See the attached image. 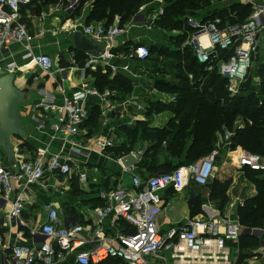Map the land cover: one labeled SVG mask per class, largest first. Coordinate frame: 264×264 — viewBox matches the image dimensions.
Here are the masks:
<instances>
[{"label":"built area","instance_id":"obj_1","mask_svg":"<svg viewBox=\"0 0 264 264\" xmlns=\"http://www.w3.org/2000/svg\"><path fill=\"white\" fill-rule=\"evenodd\" d=\"M34 1L0 0V55L3 56L11 46L19 45L25 49L23 58L29 59V64L45 76L52 77L56 73L55 62L48 55L33 53L31 43L35 37L30 34L22 16V10ZM226 1L229 7L234 6L233 0ZM240 1L251 9L246 20L235 21L234 14L206 20L189 17L185 41V47L191 49L206 73L217 72L228 82L232 96L242 91L257 58L264 62V1ZM80 7L81 0L60 1L57 10L72 17ZM163 14L164 10L160 9L147 17L142 10L130 24L151 30ZM123 31L119 20L110 27L95 23L83 28L85 35L107 43L105 54L99 58L89 57L84 66H80L75 52H70L72 67L83 73L77 92L61 104L54 103L50 99L52 97H46L34 105L35 110H42L48 118L51 113L60 115L56 134L64 145L69 146L68 154L62 157L48 147H40L25 157L16 148L14 167L0 158V263L65 264L72 258L67 264H103L111 259L121 264H166L163 253L169 252L171 264H233L229 243L240 244L243 237L258 236L263 231V228L248 227L231 218L191 220L170 233L162 234L160 231L159 219L169 199L166 191L184 194L193 186L208 187L219 163L264 173V158L240 146L234 148L235 133L227 129L219 135L215 149L193 164L181 166L173 172L159 171L147 178L135 174L129 184L101 193L104 206L93 210L95 220L92 223L78 217L62 219L59 209L50 206L47 207L45 224L33 226L24 218L27 207L32 205L33 187L47 176H76L80 183H87V173L75 170L85 154L77 139L90 118L85 102L89 97L107 101L111 96L109 92L99 91L87 70L109 64L113 58L111 43ZM42 34L40 32L39 36ZM150 57V48L146 46L125 54V58L130 60L146 61ZM21 68L16 63H9L5 71L17 74ZM65 71L61 68L58 74L64 76ZM188 79L191 83L195 81L193 74H189ZM58 86L65 91L64 78L58 81ZM137 120L135 117L134 122ZM96 144L102 152L113 145L103 139L97 140ZM109 218L111 228L116 231L114 237L108 236L103 226ZM121 224L125 228H119ZM13 236L20 241L13 240Z\"/></svg>","mask_w":264,"mask_h":264},{"label":"crops","instance_id":"obj_2","mask_svg":"<svg viewBox=\"0 0 264 264\" xmlns=\"http://www.w3.org/2000/svg\"><path fill=\"white\" fill-rule=\"evenodd\" d=\"M233 1V7H229L226 0H221L222 3L219 0H213L212 2L220 8L227 9L231 15L234 14V17L238 18L237 12L232 11V9L237 5H245L240 0ZM58 4L59 2L35 0L22 10V16L29 27V32L35 37L31 43L33 53L35 55H48L55 62L56 73L52 77L45 76L37 67L29 64V59L23 58L26 53L25 49L19 45L11 46L10 50L3 56L0 55L1 69H5L9 63H16L22 67L16 74V84L21 90H27L26 102L20 107V114L28 140L22 142L18 138H12V144L19 148L25 157L31 155L40 147H48L51 152L60 154L62 157H65L69 152V146L64 145L56 134L57 127L60 124V115L51 113L48 118L42 110H35L34 105L46 97H52L50 99L54 103L61 104L64 99L71 98L77 92L81 86L83 73L72 67L69 60V53L75 52L71 47L70 32L75 30L83 32V28L95 23L88 24V16L92 10L91 3L84 5L72 17L61 10H57ZM163 7L162 2L156 0V8L154 10L145 9L143 13L149 17L155 11L163 9ZM123 30L122 35L111 43L110 49L113 58L109 64L100 65L97 69H88L87 73L93 79L95 85L96 77L94 73L97 71L103 74L108 73L111 80L117 76H122L130 81L132 89L127 94L110 88L101 90L96 85L100 92H109L111 96L108 97L107 101L101 98L89 97L85 102L86 107L90 110V118L95 111H98V125L93 126V121L89 118L90 120L83 125L81 134L77 136L80 149L85 154L79 159L75 170L77 173H87V183H80L76 176L51 175L33 187V191L31 190L33 192L32 205L28 206L24 213V218L29 223L32 222L33 226L46 223L49 211L47 207L49 206L59 209L62 219L78 217L81 221L92 223L95 220L93 210L101 207L99 205L100 201L105 202L100 197L101 193H107L122 184H129L131 177L135 174L147 178L154 173L151 169L156 167L157 162L155 160L144 158L143 154H139L142 167L127 171L120 163L121 158H118L112 152V149L126 143L125 127H135L137 123L148 120L146 108L149 96L160 91L155 86L154 80L156 78L166 80L169 77L176 80L175 73L167 75L158 72V62L163 60L177 62V59L168 54L160 56L157 55L158 53H151V57L146 61L140 59L130 60L125 58L124 51L127 48H131V51L136 45L146 46L150 50L156 49V51L163 48L171 49L177 43L176 38L183 35L184 32L166 30L160 28L157 24L149 30L144 26L133 23ZM40 32L43 33L42 36H39ZM184 48L185 46H182V49ZM84 56L87 59L90 57L85 54ZM126 67L128 69H125ZM61 68L66 69L64 76L58 74V70ZM62 78L65 80V91H62L58 86V81ZM259 82L258 79L256 82L258 86ZM163 115L154 116L152 118L154 119L152 120L153 123L162 118ZM135 117H138L136 122H134ZM164 118L165 123L163 125L154 126L156 128L164 127L172 116ZM238 124L239 127L243 126L240 121ZM99 139L111 141L113 145L102 152L96 144ZM143 148L136 146L133 152H144L145 148ZM0 158L9 165L6 152L1 145ZM249 174V171L246 172L245 169L233 168L230 165L223 166L219 163L214 178L208 187L193 186L184 194H174L171 190L166 191L165 194L169 199L159 219L161 233L167 234L173 230L181 229L191 220L226 218L239 220V207L244 206L249 199L257 196V187L249 178ZM214 182H228L229 184L226 194L228 201L223 208H221L220 202L211 198ZM240 185L241 187H238ZM193 192L198 194V197ZM197 198L199 199L198 205L194 206L193 204ZM185 200L187 204H185ZM185 205L187 209H185ZM110 222L111 218L107 219L103 226L107 235L114 237L116 231L111 228ZM119 228H125V225L121 224ZM256 228L261 230L263 228V231L258 233V236L261 237L253 236V245L247 244L248 240L241 241L240 244L229 243L231 249L230 259L233 264H264V226ZM12 239L20 241L16 236H13ZM163 257L166 259V264H171L169 252H164ZM70 259L72 258H69L67 263L70 262ZM211 264L221 263L214 262Z\"/></svg>","mask_w":264,"mask_h":264},{"label":"trees","instance_id":"obj_3","mask_svg":"<svg viewBox=\"0 0 264 264\" xmlns=\"http://www.w3.org/2000/svg\"><path fill=\"white\" fill-rule=\"evenodd\" d=\"M48 1L57 3L61 0ZM159 1L164 2V14L159 16L156 24L166 30L184 31V34L176 38L177 43L171 49L150 50L151 53H158L160 56L168 54L177 59L176 83L161 78H156L154 83L159 89L166 90V93L178 95L169 104L149 101L146 116L151 120L166 111L173 115L162 128L149 127V121L139 122L135 127H125L129 141L112 149V152L122 158L132 153L139 144L147 142L148 147L144 150L143 157L157 162L156 167L151 169L154 174L159 171L173 172L209 155L215 149L219 135L227 129L235 133L234 148L240 146L264 158V63L257 72L259 86L253 82L248 83L238 95L232 96L224 78L217 72L206 73L194 58L191 49H182L187 39L189 17L206 20L215 16L228 17L230 12L214 5L213 0ZM87 3L92 4L88 24L104 23L106 27H110L119 20L121 29L126 28L142 10L156 8V0H81V7L76 13ZM232 11L238 14V18L233 19L235 21H244L251 13L250 7L241 5L235 6ZM139 46L136 45L135 48ZM130 49L127 48L124 54L129 53ZM75 53L80 65L84 66L86 56L77 51ZM189 74L195 77L192 83L188 79ZM94 75L96 85L101 90L110 88L128 94L132 89L130 81L122 76L111 80L108 73L97 71ZM97 118L98 111H95L90 118L93 126L98 125ZM239 121L243 126L239 127ZM245 170L249 171V176L257 187V196L239 207V220L248 227H263L264 173ZM228 186V182H214L212 187L211 198L220 202L221 208L228 201ZM198 202L197 198L193 205H198ZM99 205L104 206V202L100 201ZM245 240H248L247 244H254L253 237H243L241 241ZM103 264H120V261L111 259Z\"/></svg>","mask_w":264,"mask_h":264},{"label":"water","instance_id":"obj_4","mask_svg":"<svg viewBox=\"0 0 264 264\" xmlns=\"http://www.w3.org/2000/svg\"><path fill=\"white\" fill-rule=\"evenodd\" d=\"M70 37L72 49L79 53L99 58L106 52V42L97 41L80 30L71 31ZM16 82V74H7L5 69L0 68V145L6 152L9 165L13 167L16 164V147L12 144V138H18L22 142L28 140L20 114V107L26 102L27 90H21ZM120 163L127 171L142 167L137 152L122 157Z\"/></svg>","mask_w":264,"mask_h":264},{"label":"rangeland","instance_id":"obj_5","mask_svg":"<svg viewBox=\"0 0 264 264\" xmlns=\"http://www.w3.org/2000/svg\"><path fill=\"white\" fill-rule=\"evenodd\" d=\"M162 5H164V2H162ZM182 32H184V31H182ZM185 46V43L183 44V47ZM155 60V59H154ZM262 58H257V60H256V63H255V66H254V68H253V70H252V72H251V74H250V76H249V78H248V81L246 82V84L245 85H247L248 83H251V82H253L254 84L258 81V76H257V72H258V70H259V68H260V66L263 64V62H262ZM159 63V65H157V68H158V72H160V73H162V74H169V75H171V74H173V73H177V69H176V67H177V62H173V61H166V60H163L162 62L160 61V62H158ZM166 65V66H165ZM167 65H169V66H167ZM166 81H169V82H173V83H176V81L177 80H175L174 78H172V77H169V78H167L166 79ZM160 90V91H159ZM158 91V93H156V94H154V95H151V96H149L150 98H149V101L151 100V101H159L160 103H165V104H169V103H172L173 101H175L176 100V97H177V95L178 94H171V92H168V93H166L167 91L166 90H163V88L162 89H159ZM163 90V91H162ZM161 98V99H160ZM162 114H164L163 115V117L162 118H159V120L158 121H156V122H154L153 123V121L152 120H154V119H149V120H147V121H149V127H152V128H156L154 125H163L165 122H164V120H165V118L164 117H169L170 115L172 116L173 114L171 113V112H169V111H166V112H164V113H162ZM164 119V120H163ZM128 135V134H127ZM129 140H128V138H127V140H126V143L128 142ZM148 144H147V142H145V143H142V144H139L138 145V147L140 146L141 148H147L148 146H147ZM143 148V149H144ZM249 178L251 179V177L249 176ZM238 187H241V185L240 186H238ZM240 189V188H239ZM194 193V192H193ZM195 194V196H197L198 197V194H196V193H194ZM190 195V194H189ZM192 195V194H191ZM185 204H187V202H186V200H185ZM185 209H187V206L185 205Z\"/></svg>","mask_w":264,"mask_h":264}]
</instances>
